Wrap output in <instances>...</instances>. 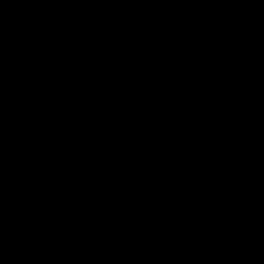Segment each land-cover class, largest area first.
<instances>
[{
    "label": "water",
    "instance_id": "water-1",
    "mask_svg": "<svg viewBox=\"0 0 264 264\" xmlns=\"http://www.w3.org/2000/svg\"><path fill=\"white\" fill-rule=\"evenodd\" d=\"M264 0H0V264H264Z\"/></svg>",
    "mask_w": 264,
    "mask_h": 264
},
{
    "label": "clouds",
    "instance_id": "clouds-1",
    "mask_svg": "<svg viewBox=\"0 0 264 264\" xmlns=\"http://www.w3.org/2000/svg\"><path fill=\"white\" fill-rule=\"evenodd\" d=\"M261 23H264V17H261V21H260Z\"/></svg>",
    "mask_w": 264,
    "mask_h": 264
}]
</instances>
